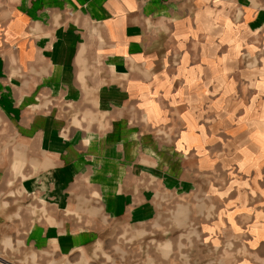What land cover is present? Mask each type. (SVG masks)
Here are the masks:
<instances>
[{"label": "crops", "instance_id": "0c3cea01", "mask_svg": "<svg viewBox=\"0 0 264 264\" xmlns=\"http://www.w3.org/2000/svg\"><path fill=\"white\" fill-rule=\"evenodd\" d=\"M197 196L221 206L200 229L257 264L264 0H0V240L13 259L57 264L109 221Z\"/></svg>", "mask_w": 264, "mask_h": 264}, {"label": "rangeland", "instance_id": "374dc122", "mask_svg": "<svg viewBox=\"0 0 264 264\" xmlns=\"http://www.w3.org/2000/svg\"><path fill=\"white\" fill-rule=\"evenodd\" d=\"M219 197L204 200L201 196L194 203L187 205L183 201L175 207L173 202L160 207L158 212L149 213L144 223L138 221L127 225L122 222L109 221L100 231V240L85 243L74 253L65 256L52 254L57 264H237L233 253L245 254L249 247L235 242L228 226L224 236L235 244L222 242L219 232L213 237L200 229L198 224L217 225ZM159 203V200H158ZM217 216V218H216ZM218 221L222 220L218 218ZM16 245H3L0 240V264L20 263ZM70 249V246H69ZM257 264H264V248L255 251ZM61 253V252H60ZM38 264V260L35 262ZM54 263V261H53Z\"/></svg>", "mask_w": 264, "mask_h": 264}]
</instances>
